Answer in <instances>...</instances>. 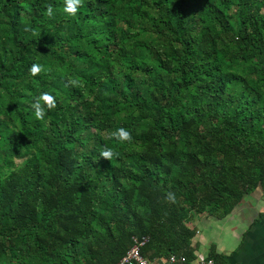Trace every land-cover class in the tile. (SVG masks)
Returning a JSON list of instances; mask_svg holds the SVG:
<instances>
[{"label":"trees","instance_id":"trees-1","mask_svg":"<svg viewBox=\"0 0 264 264\" xmlns=\"http://www.w3.org/2000/svg\"><path fill=\"white\" fill-rule=\"evenodd\" d=\"M64 5L0 0V264H115L142 235L190 264V219L264 187V0Z\"/></svg>","mask_w":264,"mask_h":264},{"label":"crops","instance_id":"crops-1","mask_svg":"<svg viewBox=\"0 0 264 264\" xmlns=\"http://www.w3.org/2000/svg\"><path fill=\"white\" fill-rule=\"evenodd\" d=\"M189 225L195 229L190 264L208 257L211 247L228 264H264V187L246 193L229 214H198Z\"/></svg>","mask_w":264,"mask_h":264},{"label":"clouds","instance_id":"clouds-1","mask_svg":"<svg viewBox=\"0 0 264 264\" xmlns=\"http://www.w3.org/2000/svg\"><path fill=\"white\" fill-rule=\"evenodd\" d=\"M84 0H65L64 12L75 16L79 11L80 7L83 5ZM47 14L49 16L53 15V9L51 6L47 9ZM43 71V65L35 62L31 65L29 72L32 76H36L37 74ZM57 101L54 95L50 92H42L38 96L33 98L32 107L34 109L35 117L38 120L45 119V108L54 109L56 107ZM112 136L115 137L117 141L124 142L131 140V132L124 127L118 128L115 132L112 133ZM101 156L107 158L108 160H112L114 156H118L119 153L115 152L113 148L106 147L101 153ZM171 198V194L169 196Z\"/></svg>","mask_w":264,"mask_h":264},{"label":"built area","instance_id":"built-area-1","mask_svg":"<svg viewBox=\"0 0 264 264\" xmlns=\"http://www.w3.org/2000/svg\"><path fill=\"white\" fill-rule=\"evenodd\" d=\"M149 237L142 235L140 237H133L132 245L127 249L124 255L115 264H182L186 258L184 256L169 255L166 259L149 261L145 258L141 249L148 242ZM197 264H223L216 262L212 258L199 256Z\"/></svg>","mask_w":264,"mask_h":264}]
</instances>
